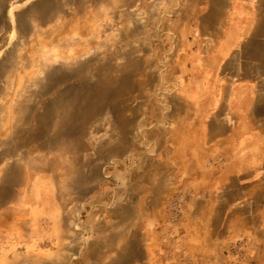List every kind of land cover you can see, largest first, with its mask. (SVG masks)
<instances>
[{
  "label": "crops",
  "instance_id": "1",
  "mask_svg": "<svg viewBox=\"0 0 264 264\" xmlns=\"http://www.w3.org/2000/svg\"><path fill=\"white\" fill-rule=\"evenodd\" d=\"M49 8L58 58L124 59L102 71L94 89L103 107H127V115L116 120V130L98 135L94 119L86 137L108 140L89 147V162L56 167V174L66 176L52 181L76 187L75 206L55 212L46 206L39 227L27 225L26 210L0 211V264H193V255L202 263L221 258L237 236L253 240L245 264H264L261 151L248 140L239 142L217 175L208 172L202 144L213 135L207 124L204 130L193 126L190 95L179 93L170 76L175 41L186 40L189 23L174 20L168 34L165 25L159 29L152 21L157 28L151 30L139 17L144 7L129 18L121 6L111 13L109 0H55ZM5 25L0 19V41ZM235 132L214 137L222 141ZM129 137L134 144L124 140ZM190 180L198 192L189 193L185 235L177 244L168 235V205L176 186ZM33 230L46 241L32 242Z\"/></svg>",
  "mask_w": 264,
  "mask_h": 264
},
{
  "label": "rangeland",
  "instance_id": "2",
  "mask_svg": "<svg viewBox=\"0 0 264 264\" xmlns=\"http://www.w3.org/2000/svg\"><path fill=\"white\" fill-rule=\"evenodd\" d=\"M109 1L111 13L121 6L129 18L134 17L133 9L144 7L139 17L148 20L151 30L157 28H152V21L159 29L165 25L168 34L174 20L189 23L186 40L178 42L177 37L175 41L170 76L180 85L179 93L185 90L190 95L187 111L193 126L204 130L207 124L213 135H207L202 144H207L208 172L217 175V167L231 161L232 154L227 152L247 140L259 148V163H264V0ZM39 2L0 0V19L7 26L0 41V211L13 215L18 209L26 210L30 227L42 224L39 217L46 206L55 212L78 203L76 187L55 185L52 180L66 176L56 174L58 165L87 163L92 158L89 147L108 140L88 139L89 123L95 119L97 135L104 129L108 133L116 130L120 116L127 115V107H103L94 89L101 72L123 64L124 59L58 58L50 19L54 11L47 10L55 0H42L43 10ZM185 67L186 74L182 72ZM231 129L237 136L215 139V132ZM258 173L264 177V164ZM191 192H198L197 185L183 181L169 201L168 235L177 244L185 235L184 214ZM178 195L183 198L182 211L171 220V204ZM29 236L35 243L46 241L34 230ZM235 238L221 258L199 263L193 255V264H245L253 240Z\"/></svg>",
  "mask_w": 264,
  "mask_h": 264
},
{
  "label": "built area",
  "instance_id": "3",
  "mask_svg": "<svg viewBox=\"0 0 264 264\" xmlns=\"http://www.w3.org/2000/svg\"><path fill=\"white\" fill-rule=\"evenodd\" d=\"M183 198L181 196H177L173 203L171 204L170 212H171V220H175L179 214H181L182 211V203H183Z\"/></svg>",
  "mask_w": 264,
  "mask_h": 264
}]
</instances>
